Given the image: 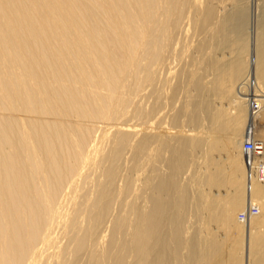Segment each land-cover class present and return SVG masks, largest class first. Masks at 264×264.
I'll list each match as a JSON object with an SVG mask.
<instances>
[{
	"label": "bare ground",
	"instance_id": "6f19581e",
	"mask_svg": "<svg viewBox=\"0 0 264 264\" xmlns=\"http://www.w3.org/2000/svg\"><path fill=\"white\" fill-rule=\"evenodd\" d=\"M235 1L0 0V264H78L85 252L87 264H170L171 257L180 258L185 238L179 239L183 235L176 227L172 246L163 183L152 187L143 176L138 184L143 158L154 160L153 152L165 151L169 142L154 136L151 125L119 119L131 114L144 85L154 95L159 81L164 84L175 73L189 81L216 73L232 83L230 88L237 86L228 102L233 108L228 128L206 133L205 140L186 131L178 140L179 153L172 151L170 168L181 173L184 154L202 143L211 152L224 150V163L240 159L246 124L245 140L262 141L264 160V139L254 134L264 119L263 31L249 68L242 60L230 68L215 65L235 42L247 49L245 10L244 15L236 11ZM140 133L134 166L128 168L132 175L120 186L119 160ZM157 141L160 148L153 145ZM247 159L246 154L251 169L247 206L239 191L219 207L226 229L246 231L251 264H264V208L254 205L264 194V173H256ZM146 192H151L146 194L150 208L137 205ZM118 198L125 213L117 211L111 236L99 233ZM120 232L128 240L119 241ZM202 253V262L208 260L210 251Z\"/></svg>",
	"mask_w": 264,
	"mask_h": 264
},
{
	"label": "rangeland",
	"instance_id": "374dc122",
	"mask_svg": "<svg viewBox=\"0 0 264 264\" xmlns=\"http://www.w3.org/2000/svg\"><path fill=\"white\" fill-rule=\"evenodd\" d=\"M236 1L237 3H239L238 6L236 5L237 4ZM236 1H235L236 6L234 9H236V11L240 9L239 12H241L242 14H243V11H241V9L245 10L244 13L247 19V20L245 19L246 20L245 27L247 29L246 30L247 35L245 37V40L247 41L245 43L247 45V49L244 48V43L239 44L238 42H235V44H233L232 50L230 48V50L227 51L228 53L229 52L231 53V51H233L232 54L230 55L226 52L227 54L226 53L224 54V57L222 58L223 60L221 62L220 61L216 62L215 65L216 64L219 65V63H221L224 67H229V66L231 67L232 65L235 64V62L238 63L242 60V62L249 68L251 66V62H252L251 60H253L255 48L257 47L258 36L262 31L264 33V29L262 30L260 29V25L264 21V0H258V1L257 0H236ZM242 14H239V16L242 17L241 16ZM261 45L262 44H260L259 49L261 48ZM220 47L221 46H219L218 48ZM218 52H219V49H218ZM237 55H241L239 56V60H238ZM215 58L213 57L214 60ZM206 75H205V78L202 77L201 80H199L197 76L196 79L199 80L198 82V80H195V79H191L190 81L186 80L185 79L186 77L185 78L183 77L182 78L183 80L179 79V74L175 73L167 79L168 82L167 80H164L163 81L164 84H162V81H159L160 82L158 83L159 90L157 93H155L156 96L155 94L154 95L150 94V92L152 93V89L150 88V86L149 88L147 87L148 85L142 86V87H145V90L144 91L142 90L143 92L140 91L141 93L138 96L139 98L138 97L134 98V103L137 102V103L142 104L143 106L142 105L140 106V104L138 106L137 103L135 104L132 103L134 105L133 106L131 105L130 108L133 111L134 110L136 111L138 107L137 110L142 109L141 111H144L143 113L141 112L142 115H144V113L146 114L144 115V117L143 116L140 117V113H139L138 115L139 117H138L136 114L137 112L135 113V111L134 112L132 111V112H129L131 113L129 114V116H125V117L123 116L124 119L121 117L119 121L121 120H123L124 122L127 121L126 123L131 121L129 123H133V122L139 123V124H142V126L145 124L151 125L153 127L155 125L156 126L158 125L157 128L159 129H157L156 127L154 128L151 127L152 133H154V136L157 133L159 138L163 137V139L165 138L164 140H168L166 142H169L168 143L169 145L166 146L165 151L163 147L162 149H158V150L154 148L157 151L156 152L157 155L155 154V151L153 150L154 151L153 155L155 157L154 160L150 154L153 161L149 160L151 159L149 158V156H147L149 158L148 160H146L147 158L146 159L143 158L144 160L143 163L145 162L144 164L142 163L141 165L143 168L141 173L142 172L143 173L141 175L139 174L138 178L141 179L144 176V178L146 179L147 178L146 176H149L150 180L153 181L152 187H154L157 184H160L161 182L163 183L164 192H166V195L164 198L165 204L167 208L171 211V215L169 218L170 227H167L170 235L173 234L171 238L175 237L174 229L176 227L178 231L180 232V235H183L182 237L178 235L179 239L180 238L183 239V237L185 238L184 241L181 242L182 245L184 246H182V248L180 249L181 256L178 259L179 261L177 260V258L171 257V259L169 260L170 261L172 260L171 261L172 263L170 264H251L253 258L251 257L252 255L250 256V253H249V246H248L249 237L246 236V231L243 232L244 233L243 234L242 232L237 231V229H235L234 227H230L226 229L222 223L223 216H222L221 209L219 207L221 203H224V204L227 203L228 198H232L233 195L239 191L243 192L244 194V207L247 206V198H248V191H249V185H250L249 180L251 177V173H250L251 169L246 164V154H245V151L243 150V142L247 135L245 132L247 124L245 125L243 129L244 134H243V139L241 141L242 155L240 159L236 158L231 163H229V160L227 163H224L227 161V159L225 158L227 155L226 152L225 153L222 152L224 150L220 149L218 152L212 151L213 152L212 153L211 150L208 149L209 146L202 145V144H206V143H202L201 145H199V147L195 146V148H191L187 153L184 154L185 155L184 160L186 163V167L184 168L185 170L183 169V171H181V173L180 172L175 173V171L171 169L169 166V164H171L170 163L171 160L174 158L173 153L175 149L177 153H179L180 151L177 148L178 140H180L186 134V131L193 130L194 133L197 134L198 138L203 139L202 137H204V140H205V136H207L206 133L218 131L220 129L224 131L228 128L227 123L230 122L229 119L232 118L231 116L233 113V108L231 105L229 106L228 102H229V99L236 92L237 86L234 85L233 87L230 88L232 83L229 81H227L228 82L227 83L226 82L227 78L225 76H220L218 79L219 75H217L216 73L214 74L209 73ZM187 81L189 82V84ZM197 83L199 84L197 85ZM187 84L190 86H187ZM200 84H203L205 86L201 85L202 89H200ZM160 88H161V91H160ZM146 91H148V95ZM230 93H232V95ZM154 97H156L157 99ZM148 99L149 101H147ZM228 106L232 108V110H230ZM132 107H135V109H133ZM230 111H232L231 114H230ZM133 113H134V117L132 116ZM145 116L147 118H145ZM148 121L150 124L148 123ZM153 123H155V125ZM164 131L165 133H163ZM148 133L151 134L150 132ZM140 134L139 136H136V137L142 138L143 137L142 134L144 133L141 134L142 136ZM254 134L256 137L264 139V119L262 120L260 124H258V126L256 127V130H254ZM141 138L134 140L133 148L132 149L130 148L131 151L130 149L129 151L128 149H126L127 151L125 150V152H123L122 158L119 160L117 175H118V179H119V176H120V179H122V177L123 179L122 181L120 179L119 180L117 179V181H119L117 182L118 185H120L121 183H122L121 185H123L124 184L123 182H125L126 180L124 178L127 177L128 179V176L132 175L131 170H133V168L131 170L129 169L134 164V155L136 152L135 144H137ZM206 142L208 144L210 140L207 139ZM157 144L159 148L162 146V144L159 146L160 144L159 141H157V143L153 145H157ZM158 147L156 146V148ZM234 153H236V151H234ZM123 158L124 160H126L127 158L126 160L127 162L122 160ZM219 162L223 163L221 164L222 165L221 167H218ZM122 164H124L125 166L123 165L124 166L123 167ZM125 167L127 169L123 171L124 170L123 168ZM140 179L138 181L139 185L142 182L144 183V180H145V179L144 180L141 179L140 181ZM142 184L140 186H142ZM150 193L151 192H148V193L146 192L145 197H146V194L150 195ZM118 199L119 200L115 201L117 202L116 204L113 203L112 212H111L112 214H110L111 216H109V218H107L103 222L102 226L100 227L99 233L100 232L106 233L107 235L111 236L114 230L113 224H115L113 222H116L118 220L122 212L125 213V211L123 210L121 212V209H123V207L121 208L120 206L121 205L123 206V204L120 203L121 202L120 198ZM138 199L139 200H137V205H141L144 202L142 204L143 207L145 206L144 208H147V207L150 208L151 202L147 201V197L146 199H142V198H138ZM140 199H141V203H140ZM145 200L147 202H145ZM224 204H223V207H224ZM254 205L256 206L262 205L264 208V194L261 196H258V195L256 196V202L254 203ZM209 209L212 211V213H214L213 215H209L208 213ZM214 209H216V211ZM117 211L120 215H117L118 214ZM241 212L242 210L240 212L238 211V213L235 215L236 220H237V216L238 215L240 216ZM262 212H263L262 214L264 215L263 209H262ZM135 218L136 217L132 219H135ZM112 219L114 221H112ZM176 219L178 221H176ZM180 221H182L183 227H181L182 225L179 226ZM173 222L178 223V225L177 224L175 225ZM224 223L225 225L230 224L228 220L224 221ZM110 231H111V234H110ZM120 233H123V232H120ZM120 233L118 235L119 241L123 242L124 239L128 240L129 238L128 234H124V233L120 234ZM110 236H107V238L109 239ZM173 238H172V246L176 247L175 240ZM108 239H107V242H108ZM63 240H62L63 243L68 242L67 239L65 242V238ZM189 244L191 245L189 246ZM208 246H210L209 250L207 249ZM184 247L185 249H183ZM203 248L207 250L205 251L203 250ZM196 251H198L199 254ZM207 251L208 252L210 251V256L208 258V256L205 254L207 256L205 257L206 259L208 258V260L202 262L204 255H201V253L202 252L206 253ZM131 254H128V256L133 257V255L130 256ZM238 254L240 255L239 258L237 257ZM87 255H86V252L83 253L80 256V259L82 260V262L79 259L78 264L80 262L81 264L82 263L87 264V261H88ZM85 258H86V262H85ZM130 263L133 264L132 260H130Z\"/></svg>",
	"mask_w": 264,
	"mask_h": 264
},
{
	"label": "built area",
	"instance_id": "2783aa9c",
	"mask_svg": "<svg viewBox=\"0 0 264 264\" xmlns=\"http://www.w3.org/2000/svg\"><path fill=\"white\" fill-rule=\"evenodd\" d=\"M262 141L260 140H255V139H247L244 142V150L247 154V157H249L248 164L252 165V167L255 169V172L262 174L264 171L260 170L259 172V166L260 163L264 162L263 160V145L260 143ZM257 160V164H253L254 160Z\"/></svg>",
	"mask_w": 264,
	"mask_h": 264
}]
</instances>
